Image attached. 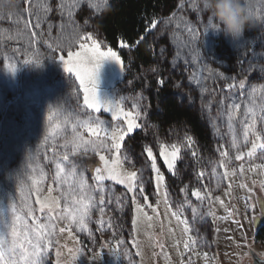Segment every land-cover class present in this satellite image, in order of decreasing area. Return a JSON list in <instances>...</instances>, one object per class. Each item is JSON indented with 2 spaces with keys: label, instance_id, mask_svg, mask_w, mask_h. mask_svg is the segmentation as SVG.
<instances>
[{
  "label": "trees",
  "instance_id": "obj_1",
  "mask_svg": "<svg viewBox=\"0 0 264 264\" xmlns=\"http://www.w3.org/2000/svg\"><path fill=\"white\" fill-rule=\"evenodd\" d=\"M251 15L250 28L233 39L210 27L216 22L201 0H15L0 10V204L23 208L55 181L74 208L76 200L91 198L87 227L113 205L105 224L129 246L132 208L129 199L117 200L125 189L98 188L89 170L110 142L81 131L87 121L114 122L82 106L80 85L59 61L60 53L77 49L91 33L119 52L125 75L117 95L142 114V128L126 138L122 157L138 168L143 193L157 198L146 148L158 155L163 142L193 140L195 149L182 152L175 176L164 167L165 178L172 206L184 202L198 243L212 248L208 211L191 190L200 179L213 192L225 187L223 146L232 158L249 146L244 125L253 113L264 130V0H252ZM241 77L248 79L244 90L227 89ZM58 164L64 169L59 176ZM257 238L264 242V222ZM42 264H53L52 257Z\"/></svg>",
  "mask_w": 264,
  "mask_h": 264
},
{
  "label": "rangeland",
  "instance_id": "obj_2",
  "mask_svg": "<svg viewBox=\"0 0 264 264\" xmlns=\"http://www.w3.org/2000/svg\"><path fill=\"white\" fill-rule=\"evenodd\" d=\"M93 41L100 45L101 52H107L110 48L102 46L89 33L83 36L77 49L71 50L81 53L79 63L84 76L83 84L75 72L66 71L65 65L60 60L63 56L66 61L67 53H60L59 61L62 70L74 76L80 85L82 106L93 112L109 115L114 122V126L105 127L98 121H87L92 128L97 129L98 135H93L83 123L81 131L85 135L93 139L108 140L111 145L113 143L111 134L120 129L127 132L129 120L139 125L124 136L119 152L109 145L107 149L97 151L96 157L89 163L92 181L98 188L112 184L125 189V193L118 196L117 200L122 202L127 198L130 201L132 208L130 244L126 246L127 240H124L123 235L118 234L115 229L109 227L107 225L109 222L105 224L104 219L113 212V205L103 209L97 218L94 217L95 227H87L81 223L80 225L79 218L72 221L67 212L69 209H74V206H71L70 201L69 203L65 201L55 181L48 182L39 191L34 192L31 204L23 208L15 207V215L11 210V204H0V208L7 213L6 216L0 213V231H7L12 222H16L18 230L31 229L30 235L35 232L37 222L48 226L45 231L53 232L52 243L46 244L43 248V257H52L53 264H247L252 261V250L264 257V242L257 238L259 227L256 226L257 219L263 217L264 159L261 155L264 150L257 149L253 156L248 157L246 153L251 148V143L241 151L245 153L241 160L235 159L238 153L233 158L229 153L227 157L220 155L224 162L221 168L225 176V187L220 192L210 190L203 184V179H200L199 185L191 190V197L205 205L213 225L211 243L213 247L210 249L203 248L198 243L186 214L184 202H180L177 208L172 206L165 178V170L173 176L176 175L178 162L184 150L195 149L192 139L185 140L183 144L163 142L159 145L158 155L152 150L156 165L164 177L157 189L156 173L151 169L157 196L154 200L145 193L138 194L140 191L138 179L135 192L128 190L127 182L122 185L107 178L102 181L96 179L97 169H100L99 175L105 177L108 176L109 170L122 177L136 172L138 177V168L123 159L122 150L126 138L142 128V114L136 109L127 107L123 99L117 95L118 84L125 75L124 63L122 68L116 60L94 54L91 51L94 47ZM81 44L84 45L83 48ZM112 51L116 52L123 62L119 52L114 49ZM241 82L244 84L243 88L239 86ZM247 84L248 79L241 77L238 84H233L235 86L232 88L227 86V89L244 90ZM85 89L88 90L87 93ZM85 95L89 97L99 95L101 101L108 103H102L100 110L97 111L84 104ZM256 132L260 134L261 139H264V130L257 125ZM250 135L252 142L255 136L251 132ZM148 148L151 147L146 148V154ZM175 149H179V152L175 167L170 171L160 153L164 151L171 158V153ZM224 151L228 152L226 146H223L222 152ZM101 156L108 161L107 166L105 160L100 159ZM148 159L151 163V158L148 157ZM196 192L200 193L199 197L195 195ZM41 203L48 206L41 210ZM29 209L32 210L31 216L28 215ZM16 215L20 217L19 221L15 220ZM61 215L63 218L57 219ZM33 216L36 220H33ZM8 238H11L10 234ZM185 244H188L187 248L184 247Z\"/></svg>",
  "mask_w": 264,
  "mask_h": 264
},
{
  "label": "snow or ice",
  "instance_id": "obj_3",
  "mask_svg": "<svg viewBox=\"0 0 264 264\" xmlns=\"http://www.w3.org/2000/svg\"><path fill=\"white\" fill-rule=\"evenodd\" d=\"M37 28H39V22L36 23L35 25ZM152 27L155 28L156 24L153 23ZM210 27L213 29H216L215 24H211L210 22ZM35 35V33H33ZM90 38V37H89ZM94 47L91 49V51L94 54L99 55L100 57L104 58H111L113 60H116L121 64V67L123 68V62L121 61L119 55L112 51L111 48L108 49L107 52H101L100 51V45L93 41ZM84 45L81 44V48H83ZM60 60L63 62L65 65V69L67 72L72 73L75 72L77 77L80 78L81 83H84V76L82 75L81 71V65L79 61L81 60V53L80 52H73V51H68L67 52V60L65 61L64 57L61 56ZM11 71H15V68H12ZM235 85L229 84L228 87L232 88ZM240 88L244 87L243 82L239 85ZM87 89H85V92L87 93ZM102 103H108L107 101H101L99 95H93L92 97H89L88 95H85L84 97V104L87 105V107L95 109L97 111L100 110V107ZM235 109H239L240 105L236 104ZM262 111H264V108H262ZM249 112H252V109H249ZM128 115V114H126ZM248 117H245V120L247 121ZM85 127L88 128V130L93 134V135H98L97 129L92 128L87 122L84 124ZM139 127L138 124H136L134 121L129 120L128 126H127V132H131L133 128ZM124 130L120 129L117 131H114L111 134V139L113 143L110 145L111 148H114L117 152L120 151L121 149V141L124 140V136L127 134ZM253 133L255 136V139L251 142V148L248 150L246 155L248 157L253 156L256 153L257 149L264 150V139H261V136L259 133L256 132V117L255 114L253 113L252 115V120L251 123H245L244 125V138L245 141H247V138L249 136V133ZM107 135V133H105ZM103 143V142H102ZM76 147H80L81 145L76 144ZM93 146L95 147V143L93 142ZM235 147H239L234 143ZM175 148V146H173ZM179 152V149H175L171 153V158L169 157V154H167L164 151H161L160 155L164 158V162L167 165V168L172 171L175 167V161L177 159V153ZM223 157L228 156V152L224 151L221 153ZM245 153H238L235 156L236 160H241L243 159ZM147 156L151 158V164L150 167L151 169L156 173L155 180L157 184V189L160 187V182L163 181L164 177L160 173V169L156 165V158L153 155V151L151 148L147 149ZM64 159L67 160L68 156L65 155ZM101 160H105L104 156L100 157ZM108 161L105 160V165L107 166ZM57 168L59 169V172L57 175L59 176L60 173L64 171L63 168L58 164ZM75 173V169L72 170L71 174ZM100 169H97V177L96 179L98 181H102L105 178L111 179L116 181L119 184H125L127 182V188L129 191L135 192L137 188V173L136 172H131L127 177H122L118 173H113L112 170H109L108 176H101L99 175ZM140 187V192L143 194V182L139 184ZM167 195V193H165ZM195 195L197 197L200 196L199 192H196ZM89 202L91 198H88ZM135 200V196L133 197ZM146 199V197H145ZM100 203H104V196H100ZM75 204L77 207L74 209H69L67 212V215L71 218L72 221H76L79 217V221L81 224H83L84 217L87 216L89 212V204L88 202L85 201V198L82 197L80 200H76ZM48 205L41 203V210L43 208L47 207ZM12 212L16 213V208L15 205H12L11 208ZM0 213L4 214L6 216V211L3 208H0ZM32 210L29 209L28 215L31 216ZM175 215V213H173ZM33 220H36V218L33 216ZM63 218V216H58L57 219ZM49 219L51 220L52 217L50 216ZM15 220L19 221L20 217L18 215L15 216ZM7 223V221H5ZM187 223V222H185ZM48 226L40 224L37 222L35 232L30 235L32 232L31 229H28L27 231L24 230H18L16 222H12L9 224L7 231H0V264H42L43 260V248L45 247L46 244L50 245L52 243L51 237L53 236V232L51 230L45 231V229ZM187 230V229H186ZM60 231H64V229H60ZM10 234V239L8 238ZM185 248L188 247V244L184 245Z\"/></svg>",
  "mask_w": 264,
  "mask_h": 264
},
{
  "label": "clouds",
  "instance_id": "obj_4",
  "mask_svg": "<svg viewBox=\"0 0 264 264\" xmlns=\"http://www.w3.org/2000/svg\"><path fill=\"white\" fill-rule=\"evenodd\" d=\"M15 0H0V10L14 4ZM203 9L215 19L216 29L226 36L239 39L253 23L252 0H201Z\"/></svg>",
  "mask_w": 264,
  "mask_h": 264
},
{
  "label": "water",
  "instance_id": "obj_5",
  "mask_svg": "<svg viewBox=\"0 0 264 264\" xmlns=\"http://www.w3.org/2000/svg\"><path fill=\"white\" fill-rule=\"evenodd\" d=\"M262 212H263V217L262 219L264 220V204H262ZM261 219H257L256 221V226L259 227L261 226ZM251 255H252V261L248 262L247 264H264V257L259 255L257 252L255 251H251Z\"/></svg>",
  "mask_w": 264,
  "mask_h": 264
},
{
  "label": "flooded vegetation",
  "instance_id": "obj_6",
  "mask_svg": "<svg viewBox=\"0 0 264 264\" xmlns=\"http://www.w3.org/2000/svg\"><path fill=\"white\" fill-rule=\"evenodd\" d=\"M262 216H263V215H262ZM258 219H259V218H258ZM260 219H261V221H260V222H261V224H262V223L264 222V220L262 219V217H261Z\"/></svg>",
  "mask_w": 264,
  "mask_h": 264
}]
</instances>
